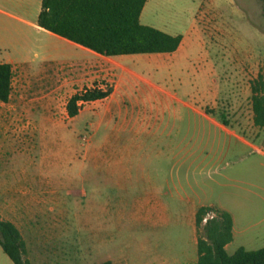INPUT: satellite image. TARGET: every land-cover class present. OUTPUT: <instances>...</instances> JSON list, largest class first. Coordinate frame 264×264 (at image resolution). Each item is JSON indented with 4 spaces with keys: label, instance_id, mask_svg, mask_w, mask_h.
Wrapping results in <instances>:
<instances>
[{
    "label": "rangeland",
    "instance_id": "rangeland-1",
    "mask_svg": "<svg viewBox=\"0 0 264 264\" xmlns=\"http://www.w3.org/2000/svg\"><path fill=\"white\" fill-rule=\"evenodd\" d=\"M190 2L178 0L182 16ZM196 2L201 29L178 53L143 54L133 62L191 107L146 85L127 89L125 107L139 117L138 126L180 129L177 136L143 137L145 156L129 162L130 177L125 168L115 177L109 166H95L86 152L113 123L103 122L94 137L93 112L65 119L70 98L85 90L73 76L81 50L36 23L0 15V62L11 60L38 83L29 94L38 105L35 125L22 131L21 150L7 147L0 156V218L12 204L23 210L31 201L37 211L22 221L30 264H186L196 254L194 210L201 203L225 207L235 218L229 254L264 247V127L254 125L251 98L253 82L264 75V1ZM67 60L74 63L70 71ZM195 108L227 120L250 144ZM172 149L176 167L164 158ZM0 264H14L1 246Z\"/></svg>",
    "mask_w": 264,
    "mask_h": 264
},
{
    "label": "crops",
    "instance_id": "crops-1",
    "mask_svg": "<svg viewBox=\"0 0 264 264\" xmlns=\"http://www.w3.org/2000/svg\"><path fill=\"white\" fill-rule=\"evenodd\" d=\"M42 8V0H0V15L4 17L14 18L22 21H30L36 23L38 28L46 32L50 36L56 37L60 42H64L68 45L75 46L81 50V61L79 62L80 68L76 76L77 84L81 85L83 89L102 88L110 83L113 91L112 93L103 99H98L89 102L79 103V113L70 117L69 113H66L65 119L71 120L82 113L93 112L97 117V123L93 132V136L96 137L100 133V126L103 122L106 124L113 123L111 128H108V132L102 139H95L87 145L86 152L91 155V159L95 162V166H109L113 169V174L118 177L120 169H127L126 177L131 176L128 169L132 166L129 165L134 158L145 156L146 139L143 137L152 136H172L178 135L180 129H163L140 127L139 117L133 114L129 108L125 107L126 100L130 97L128 88L137 84L146 85L153 89L159 90L173 99H177L183 102L185 106L191 107V105L178 98H174L172 93L159 86L156 82L146 77L137 68L134 67L133 62L137 61L143 54H129L120 56H106L100 54L94 50L79 45L71 40H68L62 36H59L53 32H50L38 25V17ZM187 9L186 16L181 15L182 8L178 5V0H147L145 6L140 15V21L144 25H149L158 28L164 32H168L171 35H182L181 43L176 50L177 53L183 47L187 41V36L192 31H198L200 27V18H195L194 13L198 11V4L196 0H192L189 4L184 5ZM169 29H173L177 32H170ZM163 54V53H157ZM52 59H55L52 57ZM56 60L57 56H56ZM0 63H10L13 66V79H12V92L7 102L0 100V156H2L6 148L15 150H21L23 138L22 131L27 130L28 127L34 126L36 116H39L38 105H32L33 98H29L30 90L38 87V83H34L26 71H18L15 68L14 62L11 60L2 61ZM68 68L74 65V63L67 60L63 62ZM71 69L69 68L68 71ZM71 75H68V79ZM34 109V111H32ZM196 112L200 115L211 120L213 124L218 125L222 130L233 133L243 143L250 144L243 136L238 135L234 130L225 126L215 118L211 117L209 113L195 108ZM41 115V114H40ZM152 115L149 116V120L152 119ZM52 119V118H50ZM161 151V150H160ZM158 151V154H160ZM85 152V153H86ZM172 155V157H170ZM168 157L172 167L177 166V151L175 149L170 150L164 158ZM163 164V161L159 162V166ZM115 169V170H114ZM5 173H0L3 176ZM120 174V173H119ZM172 178L177 177V173L171 175ZM125 177V176H124ZM146 179H158L157 175H148ZM25 209L19 210L16 204L10 206L11 210L6 218L1 219L9 220L14 223L19 229L21 236L23 224L22 221L26 216L33 217L37 214L36 209H32L34 204L29 201L28 204H24ZM203 206L218 207L226 210L225 207H219L214 204L207 205L201 203L195 208V215L198 210ZM229 211V210H227ZM232 215V214H231ZM233 217V215H232ZM238 235L243 236L245 232L239 230ZM237 231L235 228V218L233 217V240L226 245L228 246L236 239ZM193 243L196 248V254L193 255L186 264H194L198 260V233L196 228L195 218V235L193 237ZM163 264H181L173 262H164Z\"/></svg>",
    "mask_w": 264,
    "mask_h": 264
},
{
    "label": "trees",
    "instance_id": "trees-1",
    "mask_svg": "<svg viewBox=\"0 0 264 264\" xmlns=\"http://www.w3.org/2000/svg\"><path fill=\"white\" fill-rule=\"evenodd\" d=\"M264 1V0H263ZM147 0H42L38 25L50 32L106 56L173 53L182 35H171L140 21ZM264 10V6H263ZM13 66L0 63V100L7 102L12 92ZM91 88L74 94L67 104L70 117L79 113V103L103 99L112 93ZM254 125L264 127V75L252 84ZM209 113V110L207 111ZM228 126V121H220ZM216 216L203 224L210 212ZM198 260L194 264H264V247L238 248L229 254L226 245L233 240V217L227 210L203 206L196 214ZM0 246L14 264H30L26 244L17 226L0 218ZM100 264H112L105 261Z\"/></svg>",
    "mask_w": 264,
    "mask_h": 264
},
{
    "label": "built area",
    "instance_id": "built-area-1",
    "mask_svg": "<svg viewBox=\"0 0 264 264\" xmlns=\"http://www.w3.org/2000/svg\"><path fill=\"white\" fill-rule=\"evenodd\" d=\"M215 216H216L215 212L213 211L208 212L203 218V224L207 223L209 219H212Z\"/></svg>",
    "mask_w": 264,
    "mask_h": 264
}]
</instances>
